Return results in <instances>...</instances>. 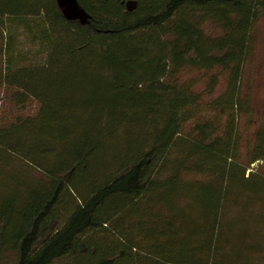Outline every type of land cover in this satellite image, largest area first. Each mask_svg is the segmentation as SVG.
I'll use <instances>...</instances> for the list:
<instances>
[{
    "label": "trees",
    "instance_id": "16d2710c",
    "mask_svg": "<svg viewBox=\"0 0 264 264\" xmlns=\"http://www.w3.org/2000/svg\"><path fill=\"white\" fill-rule=\"evenodd\" d=\"M77 1L0 0V264L264 256V0Z\"/></svg>",
    "mask_w": 264,
    "mask_h": 264
},
{
    "label": "rangeland",
    "instance_id": "374dc122",
    "mask_svg": "<svg viewBox=\"0 0 264 264\" xmlns=\"http://www.w3.org/2000/svg\"><path fill=\"white\" fill-rule=\"evenodd\" d=\"M19 33L21 34V31ZM20 47L23 46L20 45ZM28 49L31 50V52H36L40 50V47L35 45V46H30V48ZM250 79L252 80L253 91L256 92L255 93L256 101L259 102V105H262L264 101V20L261 22L258 29L256 59L252 68ZM258 166L262 167V171L264 173V163L255 164L251 168L257 170ZM262 229L264 230V225H262ZM242 242L243 239L240 241V243ZM240 243H237L235 245L236 249L234 248V250L236 251L238 250V246ZM231 255L233 254L231 253ZM236 255L237 256L233 255L232 259L233 260L239 259L240 264H264V256H254L252 253H246V252Z\"/></svg>",
    "mask_w": 264,
    "mask_h": 264
},
{
    "label": "water",
    "instance_id": "95a60500",
    "mask_svg": "<svg viewBox=\"0 0 264 264\" xmlns=\"http://www.w3.org/2000/svg\"><path fill=\"white\" fill-rule=\"evenodd\" d=\"M57 4L68 21H80L84 24L90 19V15L79 5L77 0H57ZM126 6L128 11H134L137 4L135 1H129Z\"/></svg>",
    "mask_w": 264,
    "mask_h": 264
}]
</instances>
